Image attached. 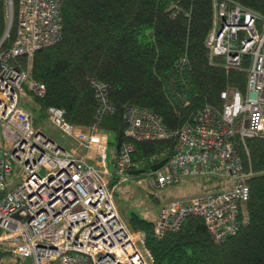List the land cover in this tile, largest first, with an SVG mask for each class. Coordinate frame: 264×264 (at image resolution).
<instances>
[{
    "label": "built area",
    "instance_id": "1",
    "mask_svg": "<svg viewBox=\"0 0 264 264\" xmlns=\"http://www.w3.org/2000/svg\"><path fill=\"white\" fill-rule=\"evenodd\" d=\"M63 2L6 0L8 27L0 41V254L5 255L0 264H153L144 233L122 219L115 200L118 184L142 185V178L154 189L171 187L182 176L226 183L221 190L164 204L156 237L180 230L195 216L203 218L218 244L235 235L250 220L247 141L264 136V17L231 0H214L206 45L226 69L247 72L246 90H224L222 109L206 106L177 130L151 109L128 106L126 142L115 154L111 174L109 136L97 124L80 129L66 120L63 109L49 107L47 119L73 143L66 149L35 127L27 107L47 89L31 79L20 59L30 60L61 40ZM13 27V43L2 49ZM93 86L101 117L113 106L107 85L94 81ZM159 140H175L174 156L155 172L133 175L136 143ZM15 165L22 169L19 176ZM16 180L20 184L7 190Z\"/></svg>",
    "mask_w": 264,
    "mask_h": 264
},
{
    "label": "trees",
    "instance_id": "2",
    "mask_svg": "<svg viewBox=\"0 0 264 264\" xmlns=\"http://www.w3.org/2000/svg\"><path fill=\"white\" fill-rule=\"evenodd\" d=\"M231 1L264 17V0ZM62 11L61 40L20 59L31 79L47 89L27 103L36 127L47 121L49 107H58L80 129L97 124L118 150L126 142L123 115L130 105L151 109L177 130L206 106L222 109L224 90H246L247 72L226 69L206 45L214 0H64ZM7 27L6 0H0V41ZM10 35L2 49L13 43L14 27ZM94 81L107 85L113 106L101 117ZM174 146L175 140L136 143L132 169L150 173ZM247 146L249 223L218 244L201 217L158 238L155 221L132 214L129 224L144 233L153 264H264V136L248 139ZM204 183L207 192L226 187L218 177Z\"/></svg>",
    "mask_w": 264,
    "mask_h": 264
},
{
    "label": "rangeland",
    "instance_id": "3",
    "mask_svg": "<svg viewBox=\"0 0 264 264\" xmlns=\"http://www.w3.org/2000/svg\"><path fill=\"white\" fill-rule=\"evenodd\" d=\"M36 128H41L52 140L62 144L66 149H70L73 145L72 141L48 119L46 122L39 123ZM109 141L110 147L107 154L106 168L109 173L115 174L116 155L114 148L117 142L113 137H109ZM21 170L15 165L14 175L19 176ZM141 180L143 181L142 185L136 184L135 181H127L118 184L115 188L116 204L120 216L126 223H129L132 214H136L150 222L156 221L164 204L178 199L197 197L209 191H206L207 186L203 177L182 176L178 183L165 189L151 188L146 178ZM156 199L159 201L157 202Z\"/></svg>",
    "mask_w": 264,
    "mask_h": 264
},
{
    "label": "water",
    "instance_id": "4",
    "mask_svg": "<svg viewBox=\"0 0 264 264\" xmlns=\"http://www.w3.org/2000/svg\"><path fill=\"white\" fill-rule=\"evenodd\" d=\"M117 148L114 149V153L116 154L117 153ZM174 156V150H171L170 153H169V157H173ZM167 162V160H164V161H161L159 162L158 164H155L151 167V171L155 172L157 170H159L160 168L163 167V165ZM146 170H135V171H132L131 173L133 175H139V174H143L145 173ZM20 180H16L13 184H11L7 190L9 191H12L17 185L20 184ZM4 196V192H2L0 194V200L2 199V197Z\"/></svg>",
    "mask_w": 264,
    "mask_h": 264
},
{
    "label": "bare ground",
    "instance_id": "5",
    "mask_svg": "<svg viewBox=\"0 0 264 264\" xmlns=\"http://www.w3.org/2000/svg\"><path fill=\"white\" fill-rule=\"evenodd\" d=\"M209 36V35H208ZM134 171V170H133ZM151 172H153V171H151ZM143 174H146V173H143ZM143 174H139V175H143Z\"/></svg>",
    "mask_w": 264,
    "mask_h": 264
}]
</instances>
